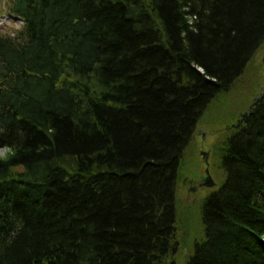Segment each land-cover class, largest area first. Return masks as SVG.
<instances>
[{"label": "trees", "instance_id": "obj_1", "mask_svg": "<svg viewBox=\"0 0 264 264\" xmlns=\"http://www.w3.org/2000/svg\"><path fill=\"white\" fill-rule=\"evenodd\" d=\"M7 9L23 24L0 31V264H174L183 152L264 44V0ZM218 159L187 264H264V88Z\"/></svg>", "mask_w": 264, "mask_h": 264}, {"label": "rangeland", "instance_id": "obj_2", "mask_svg": "<svg viewBox=\"0 0 264 264\" xmlns=\"http://www.w3.org/2000/svg\"><path fill=\"white\" fill-rule=\"evenodd\" d=\"M6 0H4L5 2ZM1 3V0H0ZM0 8V13H1ZM16 19L0 17V27H18ZM5 30H2V32ZM264 86V44L254 54L244 72L230 88L219 94L206 108L196 126V132L190 139L182 155L180 182L176 189V215L180 226L177 234L178 247L175 255L168 257L174 264H187L192 253L193 243L201 238L199 214L204 199L216 190L222 180L223 172L219 167V150L226 136L235 127L241 114L261 94ZM210 132H213L209 134ZM201 151H207L209 172L214 185L207 187L195 185L204 174L205 160ZM4 150L0 149V156ZM195 187V190H190Z\"/></svg>", "mask_w": 264, "mask_h": 264}, {"label": "water", "instance_id": "obj_3", "mask_svg": "<svg viewBox=\"0 0 264 264\" xmlns=\"http://www.w3.org/2000/svg\"><path fill=\"white\" fill-rule=\"evenodd\" d=\"M256 103H257V102H254V103L249 107V110H250L254 105H256ZM247 114H248V112H246V113L243 114L241 121H242V120H246ZM207 185H208V186H212V182H211L210 179L208 180Z\"/></svg>", "mask_w": 264, "mask_h": 264}, {"label": "flooded vegetation", "instance_id": "obj_4", "mask_svg": "<svg viewBox=\"0 0 264 264\" xmlns=\"http://www.w3.org/2000/svg\"><path fill=\"white\" fill-rule=\"evenodd\" d=\"M206 176H204L203 178L200 179V182L197 184L198 186L205 184L206 183Z\"/></svg>", "mask_w": 264, "mask_h": 264}]
</instances>
